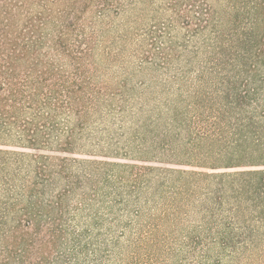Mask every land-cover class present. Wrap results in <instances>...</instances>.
Here are the masks:
<instances>
[{"label":"rangeland","instance_id":"1","mask_svg":"<svg viewBox=\"0 0 264 264\" xmlns=\"http://www.w3.org/2000/svg\"><path fill=\"white\" fill-rule=\"evenodd\" d=\"M252 1L0 0V51L55 92L37 146L0 142V264H264V165L228 130Z\"/></svg>","mask_w":264,"mask_h":264},{"label":"trees","instance_id":"2","mask_svg":"<svg viewBox=\"0 0 264 264\" xmlns=\"http://www.w3.org/2000/svg\"><path fill=\"white\" fill-rule=\"evenodd\" d=\"M251 6L250 14L254 22L246 44L248 59L253 67L248 87L253 88L245 92L236 89L234 95L227 96V108L233 105L229 125L227 112L219 118V122H226L223 125L225 128L220 127V130L226 131L228 125V130L233 134L236 153L232 158L236 165H264V0H253ZM16 42L7 51H0V142H6L13 129H19L34 148L38 145L40 111L43 107L52 108L54 103L50 97L55 92L47 85L48 79L43 77L47 73L42 71L35 76L37 64L21 74L20 63L27 56L23 51L26 43L19 49L20 43ZM27 113L32 121L23 124L21 116ZM253 175L260 176L258 183L264 188V172Z\"/></svg>","mask_w":264,"mask_h":264}]
</instances>
